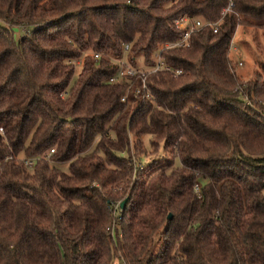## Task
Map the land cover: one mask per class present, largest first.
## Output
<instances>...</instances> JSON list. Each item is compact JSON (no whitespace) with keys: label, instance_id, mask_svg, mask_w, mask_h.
<instances>
[{"label":"trees","instance_id":"1","mask_svg":"<svg viewBox=\"0 0 264 264\" xmlns=\"http://www.w3.org/2000/svg\"><path fill=\"white\" fill-rule=\"evenodd\" d=\"M232 2L0 0V264H264V71L229 59L264 0ZM184 16L216 26L164 49ZM125 46L182 74L110 84Z\"/></svg>","mask_w":264,"mask_h":264},{"label":"built area","instance_id":"2","mask_svg":"<svg viewBox=\"0 0 264 264\" xmlns=\"http://www.w3.org/2000/svg\"><path fill=\"white\" fill-rule=\"evenodd\" d=\"M232 8H233V2L232 0H228V5L222 11V14L230 13ZM174 26L177 30L181 32V36L176 42L165 44L163 46L164 49L186 48L188 47V41L193 33L199 31L204 27H208V26L215 27L216 23L211 24L201 19H191L187 16H184L178 20H175ZM0 28H8V29L22 28L24 34L29 32V29L26 27H12L1 20H0ZM127 51H128V46H125L123 48V52H124L123 55L120 58H116L112 61L115 62L117 69H116V74L108 79V83L110 84L124 83L131 86L129 80L132 78H138V80H140V89L143 92V94H145V97L152 98L145 85V79L148 75H154L157 77L159 73L164 72L169 75L177 77L182 74L180 70L173 69L169 65H166L161 59L160 52H157L153 55L154 62L152 64L145 65L141 68L131 67L125 61V56H126L125 54L127 53ZM93 58L94 60L97 61L100 58V56L95 54L93 55ZM125 98L126 95L122 98V100H125ZM0 133H2V129H0ZM52 153L53 150H50L49 155H51ZM23 163L28 168H31L33 165V161L30 160H24ZM194 191L195 194L198 195L199 192L198 186L194 188ZM119 205L120 204L110 205L108 207V210L111 212L112 216L114 217L115 222H117L119 217ZM114 229H115V225L113 224V226L111 227L113 235H114Z\"/></svg>","mask_w":264,"mask_h":264},{"label":"rangeland","instance_id":"3","mask_svg":"<svg viewBox=\"0 0 264 264\" xmlns=\"http://www.w3.org/2000/svg\"><path fill=\"white\" fill-rule=\"evenodd\" d=\"M24 35L22 28L13 29V36L15 40H18ZM126 55V54H125ZM229 59L232 61L234 67L236 68V74L245 82L251 80L254 75H262L264 71V36L260 30H255L251 28L238 27L235 31L233 39L230 44V53ZM141 57L135 60V67L141 68L143 61L141 62ZM125 61L129 66L133 67L128 61V56H125ZM115 64V62H113ZM81 61L76 63L75 76L79 73ZM148 136L142 138V145L144 151L147 152V155H137L134 158L136 159V165L139 162H142V165L149 161V159L155 158L154 151L150 150L148 146ZM133 141V138H131ZM161 152V149H160ZM154 153V154H153ZM134 153L132 152V155ZM133 158V160H134ZM59 170L67 173L68 165L61 164L55 165ZM30 169V168H29Z\"/></svg>","mask_w":264,"mask_h":264},{"label":"water","instance_id":"4","mask_svg":"<svg viewBox=\"0 0 264 264\" xmlns=\"http://www.w3.org/2000/svg\"><path fill=\"white\" fill-rule=\"evenodd\" d=\"M124 204H125V201H122V202L120 203V208H121V209L123 208ZM169 218H170V216H169Z\"/></svg>","mask_w":264,"mask_h":264}]
</instances>
